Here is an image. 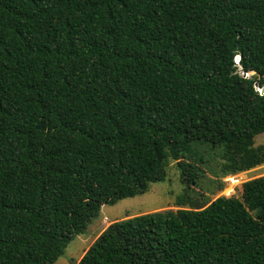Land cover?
Wrapping results in <instances>:
<instances>
[{"label": "trees", "instance_id": "16d2710c", "mask_svg": "<svg viewBox=\"0 0 264 264\" xmlns=\"http://www.w3.org/2000/svg\"><path fill=\"white\" fill-rule=\"evenodd\" d=\"M263 85L264 0H0V264H53L169 160L179 207L76 264H264V175L194 190L264 163Z\"/></svg>", "mask_w": 264, "mask_h": 264}, {"label": "rangeland", "instance_id": "374dc122", "mask_svg": "<svg viewBox=\"0 0 264 264\" xmlns=\"http://www.w3.org/2000/svg\"><path fill=\"white\" fill-rule=\"evenodd\" d=\"M259 144H264V131L254 137V145ZM218 162L217 157L212 159L210 162L212 168H216ZM165 170V178L162 181L150 183L148 190L144 193L120 199L113 205H103L99 216L88 224L86 233L75 236L66 246L64 253L53 264H76L99 233L113 221L140 213L178 208L176 196L182 192L184 185L180 181L176 161L169 160ZM260 175H264V163L222 177L224 187L217 189L218 177L207 172L206 177L200 183L201 186L194 187V190L204 191L210 199L219 195L240 197L242 182Z\"/></svg>", "mask_w": 264, "mask_h": 264}, {"label": "water", "instance_id": "95a60500", "mask_svg": "<svg viewBox=\"0 0 264 264\" xmlns=\"http://www.w3.org/2000/svg\"><path fill=\"white\" fill-rule=\"evenodd\" d=\"M235 60L237 61V60H239V55H237L236 57H235ZM244 75H247L246 73H243ZM259 92L260 93H264V85L263 86H261L260 88H259Z\"/></svg>", "mask_w": 264, "mask_h": 264}]
</instances>
